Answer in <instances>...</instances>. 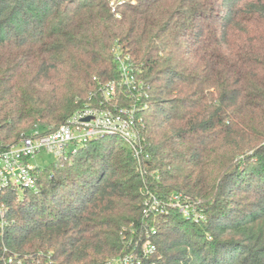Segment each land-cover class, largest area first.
I'll return each mask as SVG.
<instances>
[{
  "label": "trees",
  "instance_id": "1",
  "mask_svg": "<svg viewBox=\"0 0 264 264\" xmlns=\"http://www.w3.org/2000/svg\"><path fill=\"white\" fill-rule=\"evenodd\" d=\"M112 103L138 110L145 173L110 135L0 191V264H264V0H0V149ZM172 193L203 219L149 207Z\"/></svg>",
  "mask_w": 264,
  "mask_h": 264
},
{
  "label": "built area",
  "instance_id": "2",
  "mask_svg": "<svg viewBox=\"0 0 264 264\" xmlns=\"http://www.w3.org/2000/svg\"><path fill=\"white\" fill-rule=\"evenodd\" d=\"M112 59L120 76L119 84L134 98L144 95L143 81L132 66L129 54L116 47L112 52ZM115 93L114 81H109L102 87V96L109 103L113 102ZM137 114L135 104L128 107L115 103L111 106H85L75 110L54 130L48 132L38 128L32 130L21 137L18 143L7 149H0V191L8 188L15 191L34 189L37 182L36 171L41 168L30 160L37 155L49 153L54 160L65 159L88 141L110 135L125 142L137 163L138 170L145 173L144 165L149 160V155L144 151L140 139V119ZM160 205V212L164 211L165 207H170L177 209L184 218L198 220L203 217L199 201L188 199L181 193H172L163 202L153 196L149 207ZM153 250L154 246L148 244L144 246L143 251L151 253ZM120 260L126 264L129 262L128 256Z\"/></svg>",
  "mask_w": 264,
  "mask_h": 264
},
{
  "label": "rangeland",
  "instance_id": "3",
  "mask_svg": "<svg viewBox=\"0 0 264 264\" xmlns=\"http://www.w3.org/2000/svg\"><path fill=\"white\" fill-rule=\"evenodd\" d=\"M33 164H35V165H37L39 168H41V169H43V168H45L46 166H48L52 161H55L54 159H53V157L51 156V154H49V153H41V154H39V155H37L35 158H32L31 160H30ZM187 197V196H186ZM188 199H189V197H188ZM167 208H168V210H169V208L170 207H166L165 209L166 210H164V211H167ZM175 209V208H174ZM177 210V209H176ZM3 212H4V210H3V208H2V214H3ZM178 212V211H177ZM179 213V212H178ZM1 214V215H2ZM3 216V215H2ZM192 217V216H191ZM185 219H187V220H190V221H193V222H199V221H201L202 219H203V217L202 218H200V219H195V218H185ZM3 224H5V221H4V218H2L1 217V219H0V227L1 226H3ZM114 259H111V261L110 262H112ZM114 264H126L125 262H122L121 260H120V258H118V259H116V260H114ZM128 264H130L129 262H128ZM137 264V263H136Z\"/></svg>",
  "mask_w": 264,
  "mask_h": 264
},
{
  "label": "water",
  "instance_id": "4",
  "mask_svg": "<svg viewBox=\"0 0 264 264\" xmlns=\"http://www.w3.org/2000/svg\"><path fill=\"white\" fill-rule=\"evenodd\" d=\"M89 118H86V120H88Z\"/></svg>",
  "mask_w": 264,
  "mask_h": 264
}]
</instances>
